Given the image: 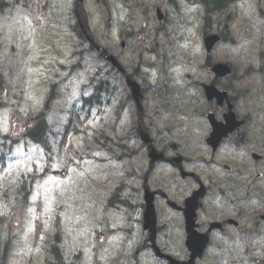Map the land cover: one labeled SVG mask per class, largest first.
Here are the masks:
<instances>
[{
	"label": "flooded vegetation",
	"instance_id": "af4514ba",
	"mask_svg": "<svg viewBox=\"0 0 264 264\" xmlns=\"http://www.w3.org/2000/svg\"><path fill=\"white\" fill-rule=\"evenodd\" d=\"M199 18L197 31L213 34L205 9ZM118 38L128 43L124 82H135L138 94L126 84L122 99L114 91L116 117L126 105L131 145L145 132L164 159H145L131 176L115 225L123 240L115 260L99 264H169L162 254L177 264H264V56L215 61L203 54L186 62L191 73L176 75L163 25L131 19ZM146 188L156 191V222L144 228Z\"/></svg>",
	"mask_w": 264,
	"mask_h": 264
},
{
	"label": "rangeland",
	"instance_id": "374dc122",
	"mask_svg": "<svg viewBox=\"0 0 264 264\" xmlns=\"http://www.w3.org/2000/svg\"><path fill=\"white\" fill-rule=\"evenodd\" d=\"M74 1L26 0L27 4H10L6 13L0 14V71L5 74V82L0 87V135L18 139L21 133L17 129L16 120L23 118L25 121L43 108L45 96L53 82L59 83L56 88L60 98L50 106L49 121L54 120L56 125L61 121L62 125L68 113L62 114L60 110L72 105L83 84L94 78L96 68L106 67L101 61L85 57L80 62L82 69L69 77L68 68L78 63L72 59L78 48L76 40L67 32L63 22L69 21L68 15ZM84 3L89 11L94 36L97 41L103 38L102 45L111 52L117 51V30L126 29L124 23L127 16L132 15L129 13L131 7L164 5L168 12L175 11V8L173 11L171 7L165 6V0H104L102 4L97 0H85ZM176 8L178 11H175V16L180 25L173 26L178 30L175 36L182 38L175 45L176 54L182 59L189 57L193 61H201L200 37L196 32L199 22L192 17L198 7L188 5L185 0H176ZM258 8L264 10V0H237L228 7L229 12L235 15L228 20L234 41L227 44L228 50L226 45H221L215 52L216 59H227L225 52L228 51V57L234 61L249 60L243 56L242 49L244 30L247 31L245 21L249 22L251 32L256 31L251 22L254 25L264 24L255 15ZM152 16L150 11L148 17ZM215 21L221 20L216 18ZM218 28L219 24L213 30ZM169 40L174 41L171 37ZM252 40L253 46L250 49L254 52L259 37ZM90 56L96 59V54ZM122 58L124 61L120 62L128 65V52L122 53ZM182 72L181 68L175 71ZM108 109L104 108L105 116H99L98 112L93 111L87 123L86 141L68 131L63 132L57 143H52L51 168L58 171L63 167L69 169L65 172V178L59 176L54 181L51 176H47L38 180L33 185L28 204L17 198L19 179L22 177L29 180L30 176L40 174L51 164L47 165L42 149L18 139L19 142L8 156L7 164L0 169V234L3 239L11 240L9 250L7 248L6 264H44V241L46 234L51 231L56 211L59 212L63 250L67 258L73 252V247L77 243H84L91 234L89 229L98 214L97 199L103 185L96 177L86 174V171L96 173L97 159L94 157L105 155L97 150L91 138L94 129L101 126L109 128ZM84 146L90 148V153L78 167L75 152L79 150L82 153ZM98 170L103 171L104 166H99ZM82 202H86L85 207H80Z\"/></svg>",
	"mask_w": 264,
	"mask_h": 264
},
{
	"label": "trees",
	"instance_id": "16d2710c",
	"mask_svg": "<svg viewBox=\"0 0 264 264\" xmlns=\"http://www.w3.org/2000/svg\"><path fill=\"white\" fill-rule=\"evenodd\" d=\"M2 1H0V10H1V8H2ZM2 81V74H1V72H0V82ZM40 128H41V135L43 136L44 135V131H43V129L45 130V125H43V123H40ZM6 141V138H4V142ZM35 142V141H34ZM37 142H39L44 148L46 147L47 148V145L46 144H44V140H39L38 139V141ZM10 146V145H9ZM9 146H7V148H4L3 150H0V164L2 165V164H4V156H5V154H6V149H8L9 148Z\"/></svg>",
	"mask_w": 264,
	"mask_h": 264
},
{
	"label": "water",
	"instance_id": "95a60500",
	"mask_svg": "<svg viewBox=\"0 0 264 264\" xmlns=\"http://www.w3.org/2000/svg\"><path fill=\"white\" fill-rule=\"evenodd\" d=\"M157 17H158V19H160V18H161V16H160V14H159V13H158V16H157Z\"/></svg>",
	"mask_w": 264,
	"mask_h": 264
}]
</instances>
